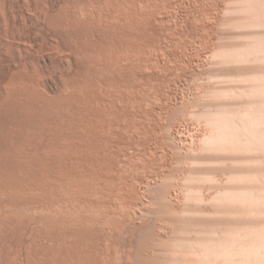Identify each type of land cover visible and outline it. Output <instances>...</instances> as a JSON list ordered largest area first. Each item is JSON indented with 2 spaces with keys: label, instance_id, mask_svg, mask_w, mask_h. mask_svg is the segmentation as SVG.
Listing matches in <instances>:
<instances>
[{
  "label": "rangeland",
  "instance_id": "rangeland-1",
  "mask_svg": "<svg viewBox=\"0 0 264 264\" xmlns=\"http://www.w3.org/2000/svg\"><path fill=\"white\" fill-rule=\"evenodd\" d=\"M230 241L264 264V0H0V264Z\"/></svg>",
  "mask_w": 264,
  "mask_h": 264
},
{
  "label": "bare ground",
  "instance_id": "bare-ground-1",
  "mask_svg": "<svg viewBox=\"0 0 264 264\" xmlns=\"http://www.w3.org/2000/svg\"><path fill=\"white\" fill-rule=\"evenodd\" d=\"M206 124V123H205ZM206 125H208V128L209 127H211V126H213L214 124H206ZM211 125V126H210ZM205 126V125H204ZM216 126V125H215ZM218 126V125H217ZM216 126V127H217ZM215 127V128H216ZM219 128H220V126H218ZM218 128V131H221V128L219 129ZM206 131H210L211 133H209V134H214V132L216 133L217 132V128L216 129H214V126H213V128L211 127V128H209V129H207V127L205 126V130H204V133H207V134H204V135H206L205 136V139L206 140H208V139H210V137L209 136H211V135H209L208 134V132H206ZM213 132V133H212ZM222 132V131H221ZM221 132L220 133H218V134H221ZM218 134H214V136L215 135H217V136H219ZM208 135V136H207ZM201 136V135H200ZM203 136V135H202ZM214 136H211V138L212 137H214ZM208 138V139H207ZM199 139L200 140H198L199 141V143H200V141H201V143H202V141L203 140H201V138L199 137ZM204 139V138H203ZM222 141H223V139H222ZM199 145H201V144H199ZM230 242H232V241H230ZM230 242H228V243H230ZM228 243H224V244H220V246H218V248L216 249V246H215V248L213 247V246H211L213 249H215L214 251L212 250H207V249H210L209 247L210 246H207V247H205L203 250L205 251V252H202L203 253V255H201V256H203L204 257V261L206 262H204V261H202L204 264H233V263H231L232 262V258H233V255L234 254H237L238 255V252H239V254H244L243 255V257L245 256V258L244 259H246V260H244L243 262L245 263V262H247V264H249V260L251 259H248V258H246L247 257V255L249 256V257H252L251 255H253L255 252H254V250L252 249V250H250L251 248H254V247H251V248H249V247H246L247 248V253H245L246 252V249L244 250V253H240V251L241 252H243V249H240V250H234V245H233V242L232 243H230V244H228ZM228 244V245H227ZM207 248V249H206ZM237 252V253H236ZM250 252V253H249ZM201 253V252H200ZM252 253V254H251ZM203 257H202V259H203ZM208 257V258H207ZM212 257V259H210ZM210 259L209 261L207 260V259ZM229 259H231V261L229 260ZM183 261H184V263H183ZM183 263V264H187V262H186V260H183L182 259V261H180V263ZM201 262V263H202ZM181 263V264H182ZM202 263V264H203Z\"/></svg>",
  "mask_w": 264,
  "mask_h": 264
}]
</instances>
